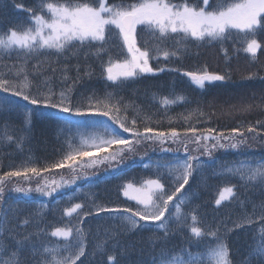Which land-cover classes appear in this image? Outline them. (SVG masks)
Wrapping results in <instances>:
<instances>
[{
    "label": "snow or ice",
    "instance_id": "obj_1",
    "mask_svg": "<svg viewBox=\"0 0 264 264\" xmlns=\"http://www.w3.org/2000/svg\"><path fill=\"white\" fill-rule=\"evenodd\" d=\"M15 7L26 11L29 14L28 19L26 23L15 25L6 31L0 30V51L23 53L25 59L23 63L6 66L8 68L6 72H0V112L21 111L24 115L23 131L25 132L30 129L33 115V110L28 105L59 110L58 112L40 111L39 114L45 118L58 117L60 112H75L77 115L98 112L99 115L89 116L86 120H67L63 124L69 129L81 124L102 128L109 138L100 139L98 143L86 146L97 151L106 148H111L112 151L90 162L78 160V157L90 156L89 152L70 151L62 159L45 167L32 165L4 171L0 174V200L3 199L5 183L11 182L12 178L35 177L37 180H42V184H38L34 191L51 196L58 189L75 184L82 177L87 179L88 174L84 172L86 167L91 168L93 165L107 162L110 168L118 170L125 163V152L134 153L135 145L139 144L141 139L161 144L169 140L172 143H184L186 159L164 165L169 169L173 185H178L171 194H168V188L162 182L164 180L162 175L155 179L143 180L140 187L127 183L122 187L123 196L136 202L138 207L135 210L128 207L108 208L96 205L93 212L85 211L84 205L76 203L65 208L63 212L65 217H73L75 214L76 223L70 219L66 226L54 227L50 233L46 228L40 227L43 221L42 208L22 217L21 209L0 205V264H78V262L82 264L80 258L86 254V239L92 234L91 229L86 232L82 225L86 222V218L101 215H106L112 223L104 227L102 236L97 229L96 236L99 238L95 241L92 254L95 256L99 253L101 257L107 255V264H233L231 251L221 238L219 227L211 229L197 226L202 225L198 208L192 209L190 213H185L182 209V206L191 199L186 197L182 190L186 191V185H189L193 173L203 167L199 156L189 154L188 145L195 144L196 147L192 151L203 149V154L208 156H211L212 149L217 147L238 149L246 143L248 133L258 131L256 127L250 126L247 133L233 127L228 135L223 132L212 135L214 129L200 132L193 126L185 130L184 141L180 139L181 133L176 128H170L165 132L144 127L141 132L136 126L135 118L129 125L127 117L119 115L120 107L110 103L111 93L106 94L105 100H100L95 95L90 96L87 98L89 103L86 107L81 104L74 108L71 91L79 81V77L73 81V85L57 94L48 86L49 79L34 83L35 77L41 75L43 71L40 63L33 67L31 73L27 71L26 65L27 57L33 54L51 51L59 54L76 42L82 47L94 41L99 42L101 47L95 49L94 53L99 57L101 53L107 51L103 48V44L108 42L109 33H112L118 36L121 42L118 45L117 55L122 58L114 59L109 55L107 61H102V73L107 81L123 82L140 74L163 72L165 68L154 70L150 61H159L161 56L165 60L178 56L189 40L212 43L223 41L231 30H236L238 35L247 37L249 34L254 35L257 26L264 28L262 23L264 0H216L215 4L211 3V0H202V3L198 0L196 4L190 3L189 0L182 2L114 0L111 4L107 0H40L39 5L34 8L25 9L19 4ZM146 36L151 40L146 39ZM174 37L178 38L174 41L175 51L160 47ZM152 41L155 43L153 44ZM242 42L246 43L244 51L253 56L261 47L255 38ZM153 50L156 52L155 56L152 54ZM222 51L227 54L226 50L222 49ZM52 71L56 70L52 69ZM183 75L200 88H203L206 82L225 81L229 78L227 71L224 74L209 72L206 67L198 71H185ZM254 76V73H250L248 79ZM64 79L67 80L68 77L65 76ZM15 97L22 98L28 104L19 103L14 99ZM177 99L183 98L177 97ZM93 100L95 103H92ZM174 102L167 98L161 101L164 105ZM105 117L108 119L105 120ZM257 124L264 127L260 121H257ZM120 129L123 130L122 133ZM7 133L8 125L5 124L4 129L0 131V139L6 138L12 141L13 137ZM123 133H131L133 139L124 138ZM189 134L190 138H188ZM23 138V136L19 137L20 140ZM213 140L215 143L209 148L208 143ZM77 166L80 168V174L73 175L71 180L63 177L59 180L45 178L52 173V170L64 167L70 168L75 173ZM218 175H230L233 178L238 175L243 186L258 184L264 188V157L246 158L236 166L224 169ZM236 189L237 185L220 188L214 201L215 206L219 208L223 203L235 200ZM15 191L27 195L33 189L17 187ZM257 207L259 214L256 212ZM81 212L83 215H80ZM173 220L178 229L188 228L189 242H195L200 251L193 253L182 246L177 251V245L169 246L171 236L177 230L170 228ZM257 224L260 225L259 228H255ZM245 225L253 226L254 231L251 243L248 245V254L240 264H264V203L253 205L251 214H245L241 222H233V228L226 231L231 232ZM142 231L153 233L147 238V243L152 245L151 248L138 247L144 241L124 239L131 232ZM42 236L63 238V241L52 243L41 240ZM156 245H159L158 250ZM133 253L138 257L135 261L130 259ZM99 264H105L103 259Z\"/></svg>",
    "mask_w": 264,
    "mask_h": 264
},
{
    "label": "trees",
    "instance_id": "obj_2",
    "mask_svg": "<svg viewBox=\"0 0 264 264\" xmlns=\"http://www.w3.org/2000/svg\"><path fill=\"white\" fill-rule=\"evenodd\" d=\"M107 2L111 4L114 0H107ZM173 2H182V0H173ZM189 2L196 4L198 0H189ZM199 2L202 3V0ZM39 3L40 0H0V30L6 31L15 25L26 23L29 14L18 10L15 5L19 4L27 9L37 7ZM211 3L215 4L216 0H211ZM145 38L151 40L150 37ZM252 38H255L261 45L255 56L244 51L246 43L242 42ZM175 39L178 38L174 37L161 44L160 47L175 51ZM152 43L154 44L155 41ZM119 44V40H115L114 35L109 33L108 42L103 44V48L107 51L101 53L99 57L94 54L95 49L101 47L99 42L94 41L83 47L76 42L59 54L51 51L27 57L26 68L31 73L33 67L40 63L43 71L41 75L35 77L34 83L49 79L48 86L57 94L73 85V81L79 77V81L71 91L74 108L81 104L86 107L89 103L87 98L90 96L95 95L96 98L105 100L106 94L111 93L110 103L120 107L119 115L126 116L129 125L135 118L136 126L141 132L144 127L165 132L170 128H176L181 133L180 139L184 141L186 140L185 130L193 126L200 132L210 128L214 129L212 135L220 132L228 135L233 127L240 128L247 133L250 126L256 127L258 131L248 133L246 143L240 148L217 147L212 149L211 156L204 155L203 149L192 151L196 145L190 143L188 145L189 154L199 156L203 167L193 173L189 185H186V191L182 190L186 197L191 198L190 202L182 206L183 211L190 213L192 209L198 208L202 225L197 226L211 229L219 227L221 238L231 251L233 264H240V261L248 254V245L251 243L254 228L245 225L231 232H227L226 229H232L233 222H241L245 214H251L253 205L258 206L264 203V188L258 184L245 187L238 175L233 178L230 175L218 174L226 168L236 166L246 158L264 157V127L257 124V121L264 124V28L257 26L254 35L249 34L247 37L238 35L236 30H231L223 41L212 43L189 40L178 56L169 60H165L163 56L159 61L151 60L155 68L160 67L158 62L163 61L161 67L165 68V71L139 75L114 83L107 81L102 73V61H107L109 55H112L114 59L122 58L117 55ZM222 49L226 50V55ZM152 54L156 55L155 50ZM24 59L23 53L0 51V72H6L8 70L6 66L23 63ZM205 67L209 72L224 74L227 71L229 78L225 81L206 82L205 86L200 88L183 75L185 71H198ZM52 69L56 71L53 72ZM168 69H180L181 71L175 72ZM250 73L255 74L254 78L248 79ZM65 76L68 77L67 80L64 79ZM177 97L183 99H177ZM164 98L175 102L164 105L161 103ZM14 99L21 104H28L22 98L15 97ZM92 103H95V100ZM28 107L33 110V115L30 129L27 132L23 131L24 115L21 111L0 112V131L7 124V134L13 137L12 141L6 138L0 139V174L24 166L45 167L62 159L70 151L96 150L86 146L90 145L89 140L93 138L100 136L103 139L109 138L102 128L81 124L69 129L63 124L67 120H86L89 116L99 115L98 112H86L84 115H77L75 112H60L58 117L45 118L39 114L40 111L58 112L59 110L44 109L43 106L28 105ZM115 127L119 126L115 125ZM120 132L122 133L123 130L120 129ZM20 136L24 137L23 140L19 139ZM123 136L126 139H133L131 133H123ZM141 141V144L135 146L134 153L125 152V163L118 170L110 168L109 164L106 169L89 170L86 168L84 172L88 174L87 179L82 177L75 184L62 187L51 196L17 194L14 192L16 186L35 187L42 180H37L35 177L12 178L11 182L4 185L0 205L21 209L22 217L42 208L43 221L40 227L46 228L50 233L54 227L66 226L70 219L76 223L75 214L73 217L63 216L64 209L76 203L84 205L85 211L93 212L96 205L108 208L128 207L135 210L138 207L136 202L123 196L122 187L127 183L140 186L143 180L155 179L162 175L164 177L162 182L168 188V194H171L178 185H173L169 169L164 165L186 159L184 143H175L172 146L171 140L168 142L169 145L145 139ZM221 142L227 143L226 141ZM213 143H215L214 140L208 143L209 148ZM106 149L108 152L112 151L111 148ZM168 149L171 151H165ZM157 165L161 167L158 168ZM67 169L68 167L54 169L45 178L63 176L64 179H70V172ZM79 174L80 171L71 176ZM229 185H237V198L217 208L214 201L219 189ZM45 205L46 207H43ZM256 212L259 214L258 207ZM80 215L83 213L81 212ZM111 223L112 221L106 215L86 218L82 227L86 232L91 229L92 234L86 239V254L80 258L82 264H99L101 259L107 264V255L101 257L97 253L93 256L92 253L95 241L99 238L96 236L97 229L100 230V236H102L104 227ZM189 224H191L190 219ZM259 227V224L255 225V228ZM170 228L177 229L171 236L170 247L173 244L177 245L176 250L179 251V247L182 246L193 253L201 250L195 242H189L190 232L187 227L178 229L173 220ZM150 235L153 233L149 231L131 232L124 239L144 241L138 247L142 246L147 249L152 247L147 243ZM40 239L52 243L63 241V238L50 236H42ZM156 248L158 250L159 245H156ZM109 254H111L110 248ZM137 258L135 253L130 257L133 261Z\"/></svg>",
    "mask_w": 264,
    "mask_h": 264
},
{
    "label": "rangeland",
    "instance_id": "obj_3",
    "mask_svg": "<svg viewBox=\"0 0 264 264\" xmlns=\"http://www.w3.org/2000/svg\"><path fill=\"white\" fill-rule=\"evenodd\" d=\"M114 27V26H113ZM112 35H114V34H112ZM114 37H115V40H119L118 39V36H116V35H114ZM120 42V41H119ZM121 43V42H120ZM258 50V49H257ZM158 64L160 65V67H158V68H155L153 65H152V63H151V61H150V65H151V67L154 69V70H156V69H159V68H162L161 67V65L163 64V61H160V62H158ZM157 72H159V71H154L153 73H144V74H140V75H147V74H155V73H157ZM139 76V75H138ZM130 79V78H129ZM100 139H103V137L101 138V136L100 137H96V138H93V139H91V140H89V143H90V145L91 144H93V143H98L99 141H100ZM142 140H144V139H142ZM168 142L169 141H167V142H165V144H167V145H169L168 144ZM142 143V141L139 143V144H141ZM175 145V143H173L172 144V146H174ZM136 146V145H135ZM107 152H108V150L106 149V150H102V151H97V150H93V151H90L89 153H90V156H88V157H83V158H80V159H83V160H85V161H91V160H95V159H97V158H102L104 155H106L107 154ZM79 159V160H80ZM107 165H108V163L107 162H104V163H100L99 165H93L91 168H89V170H92V169H100V168H103V169H106V167H107ZM87 168V167H86ZM85 168V169H86ZM67 170H69V177H70V179H67V180H71L72 179V176H71V174H73L74 172L70 169V168H68ZM80 171V168H79V166H77V169H76V172L75 173H77V172H79ZM61 177H63V176H59V177H57V178H54V177H51V178H47V179H49V180H51V179H57V180H59V179H61ZM64 178V177H63ZM43 182V181H42ZM42 182L41 183H39V184H42ZM19 183H21L20 181H19ZM22 185H27V184H22ZM135 187H140V186H136V185H134ZM19 187H23V186H19ZM37 186H25V187H23V188H31V189H33V191L31 192V193H29V194H33V195H40V193H36L35 191H34V189L36 188ZM16 188H17V186H16ZM46 191H47V189H46ZM58 191V190H57ZM56 191V192H57ZM14 192L15 193H17V194H22V193H18V192H16L15 191V188H14ZM55 193V192H54ZM24 194V193H23ZM131 194V193H130Z\"/></svg>",
    "mask_w": 264,
    "mask_h": 264
}]
</instances>
